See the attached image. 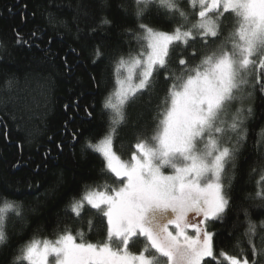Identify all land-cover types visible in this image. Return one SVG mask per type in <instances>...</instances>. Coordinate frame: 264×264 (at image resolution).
<instances>
[{
    "label": "snow or ice",
    "instance_id": "1",
    "mask_svg": "<svg viewBox=\"0 0 264 264\" xmlns=\"http://www.w3.org/2000/svg\"><path fill=\"white\" fill-rule=\"evenodd\" d=\"M132 3L137 30L126 31L142 51L130 53L127 64L121 58L127 75L117 82L118 103L109 98L104 105L113 110L109 130L99 142L87 145L102 157L101 175L112 184L105 180L95 188L86 186L80 199L69 204L76 218L86 206L95 210L106 220V237L92 243L83 231L74 235L65 229L54 241L33 238L16 259L27 264H264V220L257 223L243 210L240 256L216 252V233L209 227L225 222L232 210L224 178L230 171L234 175L248 138L246 122L253 115L248 106L237 108L229 118V109L238 94L241 99L256 91L264 94V0ZM152 9L174 25L172 31L142 22ZM230 18L234 23L229 28ZM111 23L107 18L101 21ZM15 35L17 44L27 43L20 33ZM197 42L210 51L194 63ZM174 55H179L175 65ZM160 74L171 83L159 123L150 137L138 136L130 159L122 160L113 150V125L125 122L127 103L151 90ZM259 135L257 144L264 148V129ZM257 186L256 207L264 208V175ZM5 209L21 215L19 204L5 200L0 207V245L9 239ZM88 227H93L92 220ZM138 241L143 247L133 253L130 249Z\"/></svg>",
    "mask_w": 264,
    "mask_h": 264
},
{
    "label": "trees",
    "instance_id": "2",
    "mask_svg": "<svg viewBox=\"0 0 264 264\" xmlns=\"http://www.w3.org/2000/svg\"><path fill=\"white\" fill-rule=\"evenodd\" d=\"M133 11L132 0H0V207L8 200L21 209L19 217L5 209L9 239L0 245V264H27L16 259L27 242L53 241L65 229L74 235L83 231L88 242L105 239L106 220L90 206L76 218L69 204L80 199L86 186L95 188L105 180L112 184L101 175L102 157L87 145L109 130L113 110L104 105L116 91L121 58L142 51L126 31L137 30ZM103 18L112 23L102 25ZM142 22L166 32L174 27L155 9ZM227 23L230 28L234 20ZM16 32L27 43L17 44ZM194 47V63H199V56L210 49L199 42ZM178 59L173 56V65ZM170 83L164 74L157 76L151 90L127 103L125 122L113 125V148L122 160L130 159L138 136L150 137L155 131ZM241 95L229 118L240 107L251 106L253 115L246 122L248 138L234 175L230 171L224 178L232 210L225 222L209 225L216 233V252L233 256H240L243 210L257 223L264 220V208L256 207L260 201L254 199L264 175V148L257 144L264 129V94L256 91L249 99ZM142 247L138 241L131 250Z\"/></svg>",
    "mask_w": 264,
    "mask_h": 264
},
{
    "label": "rangeland",
    "instance_id": "3",
    "mask_svg": "<svg viewBox=\"0 0 264 264\" xmlns=\"http://www.w3.org/2000/svg\"><path fill=\"white\" fill-rule=\"evenodd\" d=\"M125 61V64H127V62H128V60H124ZM127 75V71H126V67L125 66H123V65H121V64H119V67H118V78H117V82L118 81H120V80H123L124 78H125V76ZM118 89H119V85H118V83H117V88H116V91H115V93H114V95H113V97H111V102L112 103H114V104H116V103H118V96L116 95V92L118 91ZM241 99V98H240ZM239 99V100H240ZM112 146H113V137H112ZM113 150H114V148H113ZM115 151V150H114ZM117 154V153H116ZM118 155V154H117ZM166 171H168V172H170L171 170L170 169H168V170H166ZM54 241V240H53ZM131 250V249H130ZM133 253H138V252H135V251H133V250H131Z\"/></svg>",
    "mask_w": 264,
    "mask_h": 264
}]
</instances>
